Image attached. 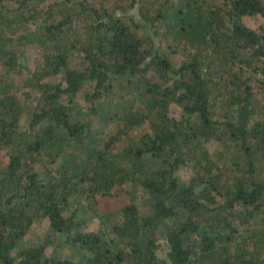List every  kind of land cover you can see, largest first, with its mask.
I'll return each mask as SVG.
<instances>
[{
  "label": "trees",
  "instance_id": "1",
  "mask_svg": "<svg viewBox=\"0 0 264 264\" xmlns=\"http://www.w3.org/2000/svg\"><path fill=\"white\" fill-rule=\"evenodd\" d=\"M263 104L264 0H0V264H264Z\"/></svg>",
  "mask_w": 264,
  "mask_h": 264
},
{
  "label": "rangeland",
  "instance_id": "2",
  "mask_svg": "<svg viewBox=\"0 0 264 264\" xmlns=\"http://www.w3.org/2000/svg\"><path fill=\"white\" fill-rule=\"evenodd\" d=\"M250 22L252 25L256 26L262 23V20L260 18H256V19H251ZM35 52L36 51L31 49V52H28L27 54L30 60L29 61L30 66L34 65L35 63V60H36L35 58L36 55L34 54ZM171 112L176 114L178 112V108L176 107L173 108ZM26 119H27V114H24L21 123H25ZM4 159L6 160V158ZM177 174L180 180L186 182L189 180L192 174V170L189 167L184 166L178 170ZM131 188H132V185L126 186L124 188L125 190L121 193V196L117 197V199L110 200V201H103L100 204L93 203V205H86V207L83 210H80V215L82 216V219L85 221V224H86L84 229H89L95 224L101 225L102 220L101 222L99 220V215L101 214V212L107 211V210L112 211V210L118 209V207L122 203H128L131 197V194L128 193V191H130ZM134 189H136L135 190L136 196L134 198L135 202L139 205V209L141 211L146 212V199H147L146 195L143 193V191L140 188H134ZM71 209H73V205L71 206ZM45 241H47L48 243V246L46 249V253L48 255L65 257L69 259H74L75 261L80 260L77 249L73 245H70L68 242L65 241L64 234L54 235L50 232V228L48 226V220L46 218L35 220V222L29 228L27 234L24 236L23 240L21 241L20 246L21 248H26L33 244H39Z\"/></svg>",
  "mask_w": 264,
  "mask_h": 264
}]
</instances>
